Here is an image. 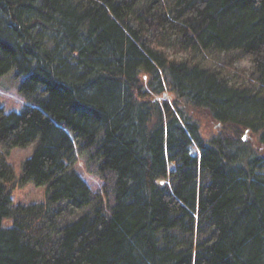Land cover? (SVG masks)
<instances>
[{"label":"trees","instance_id":"obj_1","mask_svg":"<svg viewBox=\"0 0 264 264\" xmlns=\"http://www.w3.org/2000/svg\"><path fill=\"white\" fill-rule=\"evenodd\" d=\"M9 74L0 264H264V0H0Z\"/></svg>","mask_w":264,"mask_h":264},{"label":"rangeland","instance_id":"obj_2","mask_svg":"<svg viewBox=\"0 0 264 264\" xmlns=\"http://www.w3.org/2000/svg\"><path fill=\"white\" fill-rule=\"evenodd\" d=\"M163 99H167L170 103H173V97L170 94H166ZM26 105H29V103L19 92L18 81L12 77V74L0 78V110L6 112H20ZM190 113L199 124L201 135L206 139L221 133L224 129L220 126L221 124L213 120L210 115L203 110H194ZM244 135L248 141L254 142L255 139L252 138L250 133L246 132ZM33 150L34 147L31 145L27 147H17L11 151L9 162L14 166L17 176H19L21 172L23 162L32 155ZM75 168L93 191H97L101 188L99 176L88 172L83 158H78ZM46 194V187L35 186L29 183L25 186L17 187L13 191L12 199L14 204L21 203L29 205L32 203L44 202L46 200ZM10 220L11 219H7L6 221L10 222Z\"/></svg>","mask_w":264,"mask_h":264}]
</instances>
